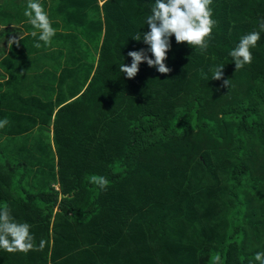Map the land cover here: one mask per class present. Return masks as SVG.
Here are the masks:
<instances>
[{
    "label": "trees",
    "instance_id": "trees-1",
    "mask_svg": "<svg viewBox=\"0 0 264 264\" xmlns=\"http://www.w3.org/2000/svg\"><path fill=\"white\" fill-rule=\"evenodd\" d=\"M153 2L43 0L57 31L40 48L27 0L0 4V208L46 242L0 250V264H256L264 251V32L250 65L229 55L264 0H213L206 53L173 36L170 73L144 62L128 79L119 65L148 48L132 37Z\"/></svg>",
    "mask_w": 264,
    "mask_h": 264
},
{
    "label": "clouds",
    "instance_id": "clouds-1",
    "mask_svg": "<svg viewBox=\"0 0 264 264\" xmlns=\"http://www.w3.org/2000/svg\"><path fill=\"white\" fill-rule=\"evenodd\" d=\"M213 0H154L150 12L145 17V25L148 31L137 32L132 38L142 41L148 46L128 52L131 64L122 63L119 70L128 79L135 78L139 72L141 63L146 62L149 67H155L161 74L172 71L167 66L168 52L171 50V37H175L177 44L187 43L195 51L204 54L207 52L213 38V31L218 21L214 19ZM23 15L27 22L37 31H32L31 36L36 39L34 47L50 46L56 29L53 21L45 8L43 0H27ZM264 32V21L259 24V31L253 30L239 37L238 43L232 48L229 55L239 70L253 62L252 49L255 48ZM19 41L12 37L9 45ZM148 53H151L149 56ZM224 65H218L211 69L212 80H223L224 86H229L231 79H224ZM10 121L8 118L0 119V129L5 128ZM89 182L100 189H106L110 185L107 177L93 174ZM45 241L41 240L37 245L32 232V225L27 221L18 220L7 205L0 208V250L8 253H24L40 251L45 247ZM256 264H264V251L254 254ZM213 264H222L221 255L216 254Z\"/></svg>",
    "mask_w": 264,
    "mask_h": 264
},
{
    "label": "crops",
    "instance_id": "crops-1",
    "mask_svg": "<svg viewBox=\"0 0 264 264\" xmlns=\"http://www.w3.org/2000/svg\"><path fill=\"white\" fill-rule=\"evenodd\" d=\"M5 3V0H0V4H4ZM5 27H6V25L5 24H0V32L2 31V30H4L5 29ZM25 30H27V29H25ZM11 39V38H10ZM4 45V44H3ZM3 45H1L0 44V61H1V59L3 58V56H4V53H3V50L5 49L4 47H3ZM2 46V47H1ZM7 46H9V43L7 44ZM6 51H8L7 49H5ZM4 78L3 77H1V80H3ZM93 246H97V245H94L93 244Z\"/></svg>",
    "mask_w": 264,
    "mask_h": 264
},
{
    "label": "rangeland",
    "instance_id": "rangeland-1",
    "mask_svg": "<svg viewBox=\"0 0 264 264\" xmlns=\"http://www.w3.org/2000/svg\"><path fill=\"white\" fill-rule=\"evenodd\" d=\"M5 40H7V38ZM5 42L6 41H4V37H3V39L0 41V43L2 44V43H5Z\"/></svg>",
    "mask_w": 264,
    "mask_h": 264
}]
</instances>
